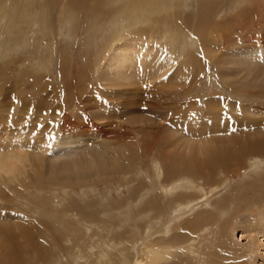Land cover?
Here are the masks:
<instances>
[{"label":"bare ground","instance_id":"obj_1","mask_svg":"<svg viewBox=\"0 0 264 264\" xmlns=\"http://www.w3.org/2000/svg\"><path fill=\"white\" fill-rule=\"evenodd\" d=\"M12 1L0 0L3 57L26 51L20 49L26 42L30 51L35 45L46 55L65 44L73 59L72 45L98 83H93L90 72L60 68L61 85L42 95L28 85L26 90L10 85L7 66L0 67V95L9 94L12 86L9 95L20 103L9 109L7 101L0 102V264H167L178 253L176 242L192 227L186 219L180 224L183 232L165 238V214L189 204L197 194L204 205L231 181L232 172L264 165V106L246 99L264 101V10L258 9L264 8V0H238L239 10L219 21L214 18L227 12L231 0H66L70 8H64L62 21L69 31L42 41L41 19L35 11L42 9L43 17L51 18L52 3L47 11L35 5L39 0H26L30 14H21L23 28L11 35L5 18ZM189 1L198 8L192 15L186 14ZM249 6L255 8L253 15L246 13ZM12 18L9 14L8 21ZM81 29L82 37L73 42ZM22 58L6 62L34 67L46 62L33 53ZM227 78L233 82V94L248 102L236 103L220 94L228 91L222 83ZM208 82L214 90L202 92ZM106 87L115 89L116 101L101 97ZM143 87L153 95L167 92L168 103L162 96L143 101L154 110L167 108L163 121L138 115L119 120L117 111L121 114L137 105L131 97ZM123 94L133 95L120 101ZM24 98L35 107L36 118L22 116L29 111ZM183 108L191 111L184 114ZM235 120L237 131H231L230 122ZM30 121H59L63 131L45 139L39 132L28 135L34 125ZM186 125H192L191 130ZM255 134L257 140L247 142L246 137ZM100 187L108 194L113 190L117 202L104 206L103 200L92 199L90 192ZM212 221L213 216L203 214L201 228ZM253 224L264 235V213L242 228L248 231ZM248 233L257 237L251 229ZM67 236L70 245L64 249L60 242ZM106 241L113 248L122 246L126 255L132 247L135 255L130 259L117 255ZM191 250L186 247L183 253ZM223 252L211 253L217 262L204 260L200 252L199 264H249L247 259L236 263Z\"/></svg>","mask_w":264,"mask_h":264},{"label":"rangeland","instance_id":"obj_2","mask_svg":"<svg viewBox=\"0 0 264 264\" xmlns=\"http://www.w3.org/2000/svg\"><path fill=\"white\" fill-rule=\"evenodd\" d=\"M48 2L52 3L53 10H54L53 16L51 18L43 17V15H46V13L44 14V11L42 9L35 11V17H38L39 19H41V22H39L40 30H43L42 32L44 35V38H41L40 41L49 40V39L51 40L53 38H58L59 36H64L69 31L68 24H65L62 21V16L65 15V13L63 12L64 8H68V9L70 8L69 6H67L65 4L66 0H39L35 3V5H41V7H43L47 11H49ZM60 2H62L61 7L59 6ZM22 4H23V6H22ZM20 5L22 6L21 8H20ZM233 6H234V8L232 9L231 7H233ZM239 8H240V6L238 4V0H231V6L227 7V12L218 15L217 17L214 18V20L219 21V20L231 18L235 14V12H237L239 10ZM256 8H258V7H256ZM258 9L261 12L264 10L263 7L258 8ZM8 10L11 11L9 14H13L14 18H12V19H10V21H8L9 20V14H8L7 17L5 18V21H6L5 26L12 29V31L9 32V34L12 35L13 30H18V28L19 29L23 28L22 27L23 20H19L21 17V14H23V15L30 14L28 11V2L26 0H13L10 4V7ZM186 10H187V13H186L187 15H192V14L196 13L198 10V8L196 7V3L194 1H189L187 3ZM254 11H255V8H253V6H249L246 10V13L253 15ZM33 30L35 31V29H33ZM82 32H83V29H81L76 34L75 38L72 39L73 42L77 43L80 40V38L82 37ZM40 41L38 43H40ZM1 43L5 44L4 42H1ZM26 46H27L26 42H24L22 45H20V49H22V48L26 49V51L20 52L18 54L20 57H23L22 59L27 58L30 54L33 53L35 58H37V59L43 58L46 60V62L43 66H40V67H34L33 65H31L28 62L25 63L24 66L18 65V64L15 65L14 62L10 63V62H6V61L8 59L9 60L16 59V58H18V55L11 53V57H8V59H7V57H5V56L3 57L0 54V67L2 65L7 66V68H6L7 74L6 75L9 78L8 83L12 86L15 84H20V86H22V89L26 90V86L28 85V87L30 86V88L33 91H35V93H37V94L40 93L42 95H49L50 91L52 92L53 87L56 84L59 86L61 85L59 83L60 68L61 69L67 68V69L71 70L72 72H78L80 70L90 72V71L85 69V67L83 66L82 62L79 59V56H78L75 48L72 45H71V49L74 53L73 59L68 58L67 47H65V44L64 45H62V44L57 45L55 48L51 49L47 55H46V52L43 51V49H40V51H37L35 45L33 46V51H30ZM24 61H27V60H24ZM18 66H21V67L19 68ZM227 72H230V69H227ZM90 73H91L92 78H93V83L97 84L98 83V76L94 72H90ZM29 78L31 80L27 84L26 81ZM17 80H19V81L21 80V81L19 82ZM8 83H7V85H4V86L7 87ZM208 83H209L210 87L209 86L204 87L202 92L210 93L211 90H214L213 86L210 85V82H208ZM222 83L224 84V87H226V89L228 91L223 90V92H221L220 94L222 96H226L229 100H235L234 102H236V103L240 102V104H241V101L243 102L246 99H248V100L252 99L253 101H255L254 102L255 104H260L261 107L264 106V101H262L263 103L259 102L260 99H258L256 97H246V99H245L244 97H239L238 95L233 94V92H232L234 89V87L232 86L233 82L230 81L228 78L225 79V82L223 81ZM36 85H37V89L34 90ZM12 86H9V88H8V89H10V90H8L9 94L12 91L14 92ZM147 89L148 88L143 87L141 90V93H139V95L137 94L139 96L138 98H139L140 102L136 101V100H138L137 95L135 96L132 94L133 95L132 96L131 94L130 95L129 94H123L121 96V98L119 99L120 101H123L124 97H126V99H127L130 96H132L131 99L134 102H136V103L138 102V103H137V105L136 104L133 105V107L128 106L126 108L127 110H125V111L120 110L123 112V113L121 112V114H119L120 112L117 111L118 112L117 116H118V118H120L119 120H121V121L126 120L127 121L129 119L128 118L129 116L131 119L133 116L138 115L137 117L141 116V118L143 117L142 119L145 118V119H149L150 121H163V116H165L164 114L166 113L165 111H167V108L154 110L152 108H149L147 103L149 102L151 96H153V97H151L150 101H152V98H154V100H155V98L158 99L160 96H162V102L168 103V101H169L168 100L169 99L168 94L165 91L164 93L158 92V93H156L157 95L154 94L155 95L154 96ZM2 92H3V90H0V93H2ZM114 92H115V89L113 87H106L105 90L103 91L104 94H102L101 97L106 98L107 100H110V101H116L117 100L116 97L113 96ZM228 93H229V95H228ZM9 94H7V95L3 94V96L0 95V98L2 97L0 99V102L6 103V101H7L6 106L9 109L17 107L18 104H20V103L18 102V104H17V102L13 98V94H11V95H9ZM26 94H27V91H26ZM26 94H24V95H26ZM194 94L198 96V93H194ZM6 96H8V97H6ZM14 96H15V99H17V95L14 94ZM20 96H23V95H20ZM134 96H135L136 100L134 99ZM231 96H233V97H231ZM141 98H143L144 100ZM198 99H199V97L196 98L197 102H198ZM146 100H148V102ZM248 100L245 102H248ZM143 101H145L147 103H144ZM184 101L185 100H182V102H184ZM23 102H24L25 107L28 108L29 111L24 112V114H22V116L28 118V116L30 115L33 119L36 118V115H38V114H36V109H34L35 107H33V105L30 102L26 101L25 98L23 99ZM141 102H143L144 104ZM33 104L35 106L37 105V103H34V102H33ZM134 107H135V109H134ZM139 107H141V108H139ZM98 108H99V110H104V111L108 110L107 108H102V107H98ZM147 108L149 111L147 110ZM32 109H33V111H32ZM129 109H130V111H128ZM147 111L150 113H148ZM182 111H184V114H187L191 111V109L183 108ZM155 114H157V115L155 116ZM47 115H48L47 117L49 118V116H50L49 111L47 112ZM96 115H97V112H96ZM96 115H95L94 120H95V122L97 121V124H99L100 120L96 118ZM159 115H160V117H159ZM157 116H158V119H156ZM39 117H41V116H38V118ZM190 118L191 117H189L187 119L190 120ZM133 119H134V117H133ZM187 119H184V121L186 120L187 122H190L192 120L191 119L189 121ZM113 120H115V119H113ZM198 121H202V119H199ZM203 121H205V120H203ZM238 121L235 120L233 122L234 123L233 125L230 122V126H233V128L230 127L229 130L233 129V130L237 131L236 128L238 127V124L236 125V122L238 123ZM26 122H29V121H26ZM176 122L178 123L179 121H176ZM176 122H174V123H176ZM2 123L3 122H1V124ZM30 123L32 125L33 124L34 125L32 128H30V130L28 131L27 134L31 135V134H34L36 132H39V137H41L42 139H45V137H48V136H55L56 137V136H58L57 133L63 131L62 126H61L59 121H30ZM57 124H58V126H57ZM59 126H61V127H59ZM191 126L192 125H186L185 129L188 127L191 130ZM165 127H167V126H165ZM56 128H57V131H56ZM256 130L259 133L263 132V130H261V129H256ZM49 131H51V133ZM249 131L250 130H248L246 132H249ZM45 133H46V135H45ZM2 134H3V132H2ZM233 135H235V134H233ZM255 135H256L255 137H253L252 135H249L248 137H246V140H248L247 142H250V140L256 141L257 140L256 138H258L259 135L258 134H255ZM237 137L240 139V136L237 135ZM172 140H173V138H171V141ZM170 152H171V150L167 151L166 154H169ZM263 160H264V158H263ZM231 177H232V179H230L231 181L226 183V185L221 189L222 191H220L219 194L216 193V195H214L212 197L211 196L209 197V194H208V196H207V197H209L208 201L204 205H202L199 202V194H197L196 199L191 201L189 204H186V205L181 204L179 207H181V206H186V207L183 209H180L179 212L176 213L174 211V209L179 208V207H175L174 209L170 210L169 212H167L165 214V219H164V223H163V230L168 231V232H166L168 235L165 236V238H167L168 236L173 234V232H176V233L183 232V227L180 224L186 219L190 220L191 227H192L190 232L185 234L182 241L176 242L175 247H176L178 253L175 254V256L172 259L167 261V264H199V262H200L199 253L200 252L203 253V258L205 257L204 260L207 259L209 261H212L213 259H215V261L214 260L213 261L217 262L216 261L217 257H215L214 255H216L215 254L216 252H219V254H220L222 249L226 250V254H225V252H223V254L228 255L229 257L233 258L236 263L239 260L247 259V260H249L248 261L249 264H264V235H263L261 227L253 224L255 227L250 225L249 226L250 228H248V231H245V229L242 228L243 224H245V225L250 224L252 221H253V223H256L257 218H259V216L264 213V165L263 166H257L253 169L244 170L241 173L240 172H232ZM98 190H96L95 192H92L93 194L90 192L92 199L96 198L97 200H100V201L103 200L102 202L104 203L103 204L104 206L109 205L108 203H110V202H111V204L114 202H117L116 201L117 197L115 195L111 194V193H114L113 190L110 194H108L106 191H105L106 193H104L103 188H101V187ZM101 192H102V194H100ZM98 194H100V197ZM101 195H103V196H101ZM109 195H111L113 198ZM102 197H103V199H102ZM90 198L87 201H90L91 200ZM78 200H80V199H78ZM80 202H83V201H80ZM195 203H196V206H194L192 209H190L191 205L195 204ZM53 206H55V204H53ZM114 206H115V204H114ZM97 209L100 210V208H98V207H97ZM112 211L114 212V214L118 213V211H115V210H112ZM129 214L134 216L132 209L129 210ZM203 214H208V215L210 214L211 216H213V221H212V224H210L204 228H201L202 215ZM100 217H101V215H100ZM125 223H127V221H125ZM159 225H158V227H159ZM250 229L254 233L257 234V237L252 235V233L251 234L248 233ZM80 233H83V229L79 230L78 235ZM93 233H94V231H93ZM80 235H82V234H80ZM95 238H97V237H95ZM66 239L69 240L70 239L69 236H67L65 239H63L60 242V244L62 245V247L64 249H68L69 245H70V242L65 241ZM106 243H107V246L108 245L110 246L109 248H111L112 251L116 250L117 255L123 254V255L127 256L128 258L129 257L131 258L135 255L134 249L132 250V247L128 251V254L126 255L125 251H122V246L116 245V247L113 248V246L110 245V243L108 241H106ZM186 247H191V249H192L191 252L183 253V250ZM254 250H255V252H254ZM214 251H215V253H214ZM211 253H214V255H212ZM223 254H222V256H223ZM211 263L212 262H210V264Z\"/></svg>","mask_w":264,"mask_h":264}]
</instances>
